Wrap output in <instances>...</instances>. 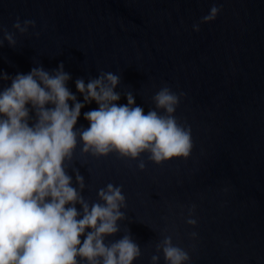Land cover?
Returning a JSON list of instances; mask_svg holds the SVG:
<instances>
[{"label": "water", "instance_id": "obj_1", "mask_svg": "<svg viewBox=\"0 0 264 264\" xmlns=\"http://www.w3.org/2000/svg\"><path fill=\"white\" fill-rule=\"evenodd\" d=\"M213 3L217 13L201 23ZM17 17L35 27L16 32ZM0 43V72H51L62 62L79 101L75 80L100 71L120 77L118 104L130 91L145 113L162 86L184 93L175 116L190 129L186 156L156 164L142 154L140 170L115 153L81 155L78 143L66 170L73 184L74 169L83 176L84 198L98 201L107 183L125 196V218L106 244L129 234L140 247L133 264L153 254L164 264L157 245L168 230L192 256L176 264H264V0H0ZM97 107L86 104L75 127L86 128L83 113Z\"/></svg>", "mask_w": 264, "mask_h": 264}, {"label": "clouds", "instance_id": "obj_2", "mask_svg": "<svg viewBox=\"0 0 264 264\" xmlns=\"http://www.w3.org/2000/svg\"><path fill=\"white\" fill-rule=\"evenodd\" d=\"M217 11L213 3L200 22ZM30 26L35 21L19 17L12 24L20 34ZM4 41L10 47L16 43L6 30ZM69 79L62 62L51 72L41 66L15 76L0 72V80L10 81L0 89V264H133L140 247L129 234L105 243L125 218L122 186L107 183L97 189L98 201L89 203L81 194L83 176L74 169L73 184L66 170L78 143L81 155L115 153L136 161L140 170L145 168L142 154L159 164L190 151V129L175 116L183 92L162 86L145 113L130 91L124 93L126 104L117 103L120 77L111 71H100L87 83L75 80L82 101L67 87ZM91 102L98 107L83 113L88 126L75 127L81 109ZM185 216L195 219L192 211ZM161 250L164 264L192 260L189 247L168 230L157 245ZM158 260L157 254L151 256V264Z\"/></svg>", "mask_w": 264, "mask_h": 264}]
</instances>
